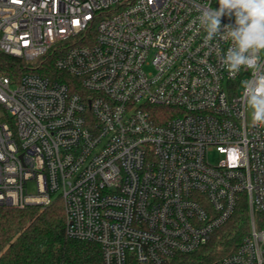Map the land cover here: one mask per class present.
<instances>
[{"label":"built area","instance_id":"1","mask_svg":"<svg viewBox=\"0 0 264 264\" xmlns=\"http://www.w3.org/2000/svg\"><path fill=\"white\" fill-rule=\"evenodd\" d=\"M217 0H0V54L54 55L71 84L0 71V208L60 199L102 264H168L206 247L244 196L249 225L210 264H264V126L194 23ZM235 17H221V31ZM220 158L214 162L209 157ZM34 182L36 194H27Z\"/></svg>","mask_w":264,"mask_h":264},{"label":"trees","instance_id":"2","mask_svg":"<svg viewBox=\"0 0 264 264\" xmlns=\"http://www.w3.org/2000/svg\"><path fill=\"white\" fill-rule=\"evenodd\" d=\"M54 59V55H48L33 68L23 59L0 54V71L13 80L33 72L71 84L70 77L54 69ZM255 220L264 226V216L256 214ZM248 225L247 203L240 196L233 215L206 247L168 264H210L234 251L247 234ZM0 264H102V260L98 244L67 237L63 205L56 199L46 208H0Z\"/></svg>","mask_w":264,"mask_h":264},{"label":"clouds","instance_id":"3","mask_svg":"<svg viewBox=\"0 0 264 264\" xmlns=\"http://www.w3.org/2000/svg\"><path fill=\"white\" fill-rule=\"evenodd\" d=\"M218 9L206 8L194 23L206 33L205 45L217 38L228 42L218 52L222 66L235 78L242 70L251 78L243 80L241 101L254 126H264V0H217ZM235 17L234 25L221 31L222 16Z\"/></svg>","mask_w":264,"mask_h":264},{"label":"rangeland","instance_id":"4","mask_svg":"<svg viewBox=\"0 0 264 264\" xmlns=\"http://www.w3.org/2000/svg\"><path fill=\"white\" fill-rule=\"evenodd\" d=\"M209 157L211 158L212 162H214V161H216V160H218L220 158V156H218L216 154L215 155L211 154ZM27 194H29V195H35L36 194V187H35V183L34 182H29L28 183V185H27ZM256 223H257V221H256ZM258 227L264 228V226H259V224H258Z\"/></svg>","mask_w":264,"mask_h":264}]
</instances>
